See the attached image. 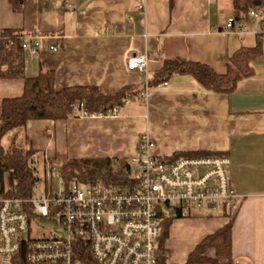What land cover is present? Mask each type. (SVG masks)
Here are the masks:
<instances>
[{
    "label": "crops",
    "instance_id": "0c3cea01",
    "mask_svg": "<svg viewBox=\"0 0 264 264\" xmlns=\"http://www.w3.org/2000/svg\"><path fill=\"white\" fill-rule=\"evenodd\" d=\"M230 17L231 0H22L18 11L0 0V30L40 39L37 55L24 53L27 77L53 72L56 90L90 86L112 96L130 87L136 93L115 117L28 121L4 136L8 146L1 142L2 148L15 143L32 149L33 168L40 161L52 170L71 159L129 162L143 137L153 144L150 155L162 159L223 154L237 200L172 221L169 234L188 229L193 238L179 245L174 264H183L197 243L229 222L233 264H264V37L253 74L229 94L206 90L187 75L171 76L166 87L149 86L163 60L200 63L224 74L230 56L258 39L253 22L241 38L224 31ZM53 45L59 50L50 51ZM140 55L148 58L146 75L126 67ZM22 92V79L0 77V103ZM165 247L170 251L167 242Z\"/></svg>",
    "mask_w": 264,
    "mask_h": 264
},
{
    "label": "built area",
    "instance_id": "2783aa9c",
    "mask_svg": "<svg viewBox=\"0 0 264 264\" xmlns=\"http://www.w3.org/2000/svg\"><path fill=\"white\" fill-rule=\"evenodd\" d=\"M260 21L259 12L251 9L244 22L230 17L224 31L241 38L253 22L258 28L253 33L264 37ZM5 41L7 46L18 44L32 56L40 48V39L30 34H17ZM49 50L56 52L59 47L53 45ZM147 62L145 55L134 56L126 67L146 75ZM7 70L6 63L0 64V73ZM167 85V81L157 84ZM117 114L118 109L113 108L107 115L84 112L82 116ZM152 147L148 138L141 139L137 156L128 162V183L123 190L102 183L84 187L72 183L55 194L50 178L63 181L46 165L43 193L30 198L0 195V264H158L156 243L163 221L185 219L206 209L220 211L236 202L227 156L162 159L150 155ZM37 218L56 227L39 238L24 236Z\"/></svg>",
    "mask_w": 264,
    "mask_h": 264
},
{
    "label": "trees",
    "instance_id": "16d2710c",
    "mask_svg": "<svg viewBox=\"0 0 264 264\" xmlns=\"http://www.w3.org/2000/svg\"><path fill=\"white\" fill-rule=\"evenodd\" d=\"M15 10H20L22 0H9ZM235 21L248 19L251 9H256L264 26V0H231ZM21 34L18 31L3 30L0 36V64L6 63L8 70L0 77L23 80V92L20 97L6 98L0 103V195L8 198H30L37 182L30 161L35 151L25 150L15 143L4 150L1 142L6 134L13 130H22L28 121H58L77 118L84 112L107 115L110 109L122 108L127 97H133L131 88L125 87L112 96L99 93L95 87L78 86L61 90L54 88L53 72L40 73L35 77L25 75V51L18 44L6 45V38ZM252 48H240L233 53L227 63L226 72L217 74L206 65L194 62L163 60L151 85L166 81L173 75L191 76L206 90L229 94L237 83L253 74L251 63L260 53V40ZM187 156H223V154L175 153L173 160ZM130 165L125 160L71 159L61 168L59 176L65 187L72 183L96 185L102 183L123 188L128 183ZM172 221H163L160 237L156 243L158 264H168L170 251L165 247ZM231 222L204 237L188 253L183 264H233L231 258ZM212 251L213 256L208 252Z\"/></svg>",
    "mask_w": 264,
    "mask_h": 264
},
{
    "label": "rangeland",
    "instance_id": "374dc122",
    "mask_svg": "<svg viewBox=\"0 0 264 264\" xmlns=\"http://www.w3.org/2000/svg\"><path fill=\"white\" fill-rule=\"evenodd\" d=\"M5 141L6 140H4L2 142V144H4V146L7 147L8 143L6 144ZM22 142H23V140H22ZM15 145H17V144H15ZM17 146H19V145H17ZM53 169L59 175L60 167H54ZM35 176L37 177V182L33 188V195L38 196L39 194H41L45 191V188L47 186V184L44 180L45 179V169L43 168V164L40 161L37 164V166L35 167ZM49 185L51 186L52 192L55 194L63 192L64 188H66L63 183L59 182V180L56 176H52V178H50ZM84 186L85 185H80V187H84ZM55 227H56V225L54 223H51V222L37 218L35 220L34 224H32L30 232L28 234H25L24 236L27 237V235H30L34 239L39 238L42 236V234L46 235L47 232L52 231ZM170 230H171V226L169 227V232H170ZM173 234L170 233L168 235V239L166 241L167 244H169V246H170V253L171 254L168 257V261L171 264L172 263L174 264L176 262L175 257L181 258V256H179V248H181L179 245L187 243L189 239L190 240L193 239V238H191V230H188V229H186V230L182 229L180 231L178 230V232H177V229L176 230L173 229ZM173 247L175 249H173Z\"/></svg>",
    "mask_w": 264,
    "mask_h": 264
}]
</instances>
